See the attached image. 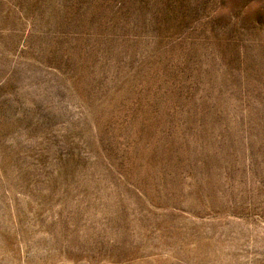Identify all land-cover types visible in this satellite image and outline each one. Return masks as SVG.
Instances as JSON below:
<instances>
[{
  "label": "rangeland",
  "instance_id": "obj_1",
  "mask_svg": "<svg viewBox=\"0 0 264 264\" xmlns=\"http://www.w3.org/2000/svg\"><path fill=\"white\" fill-rule=\"evenodd\" d=\"M0 264H264V0H0Z\"/></svg>",
  "mask_w": 264,
  "mask_h": 264
}]
</instances>
